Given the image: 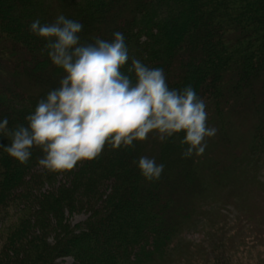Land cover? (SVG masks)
<instances>
[{"label":"trees","instance_id":"1","mask_svg":"<svg viewBox=\"0 0 264 264\" xmlns=\"http://www.w3.org/2000/svg\"><path fill=\"white\" fill-rule=\"evenodd\" d=\"M58 14L83 25L84 43L122 32L129 55L163 68L170 88L194 87L218 132L201 157L188 159L181 158L179 138L105 148L99 158L60 173L68 183H59L56 195L44 193L42 211L33 199L56 174L42 171L25 179L37 166L39 149L25 165L0 149V209L10 216L4 243L30 245L20 261L0 264H56L65 257L72 264L187 262L197 246L183 235L196 228L208 244L196 264L224 252L232 241L228 228L236 227L218 220L213 204L220 208L224 198L237 195L234 190L244 193L264 164V0H0V118L7 117L10 128L24 124L38 100L58 86L62 71L50 64L41 52L44 41L28 27L34 19L51 23ZM9 143L0 137V145ZM142 155L164 164L158 181L145 182L138 174L132 161ZM109 179L112 186L103 194ZM76 193L96 197L99 208L72 229L63 210H73ZM34 212L39 216L32 227ZM49 217L54 229L47 227ZM30 230L36 231L27 235Z\"/></svg>","mask_w":264,"mask_h":264},{"label":"clouds","instance_id":"2","mask_svg":"<svg viewBox=\"0 0 264 264\" xmlns=\"http://www.w3.org/2000/svg\"><path fill=\"white\" fill-rule=\"evenodd\" d=\"M28 27L44 41L41 52L62 76L24 124L10 128L7 117L0 118V137L10 139L0 149L16 163L27 164L36 148L37 166L60 174L99 158L105 148L131 149L149 138L158 143L179 138L181 158L188 159L201 157L216 136L205 99L191 84L170 88L163 68L130 56L122 32L84 43L83 25L63 14L51 23L34 19ZM132 163L145 182L158 181L165 167L147 155Z\"/></svg>","mask_w":264,"mask_h":264},{"label":"rangeland","instance_id":"3","mask_svg":"<svg viewBox=\"0 0 264 264\" xmlns=\"http://www.w3.org/2000/svg\"><path fill=\"white\" fill-rule=\"evenodd\" d=\"M171 9V13H173L172 9L173 6L171 4L168 5ZM242 132L243 135L245 134V130H248V124L243 121L242 122ZM261 158L264 159V154H259ZM260 168L255 172V175L252 177L251 185L245 187L244 193L240 192L238 193L236 190H234L235 194H237L234 197H228L224 198L226 199L225 202L220 204V208H216L218 205L213 204V210L218 214L217 219L222 220V223L225 221L229 225H233L236 228L232 229L228 228V237L230 235L232 236V241H227L226 249L224 252L221 253H209L206 257V260L204 261V264H264V164L258 165ZM42 172V170L35 166L32 168V170L29 172L28 176L25 178L27 179L29 176H31L33 173H39ZM71 177V176H70ZM55 181L51 184H43L40 194H35L34 206L37 209H40L41 211L44 209V200L45 198V192H52L53 195H56V188L59 185V183L67 182V177H62L59 174L55 175ZM113 180L109 179L105 182L103 188H100V192L102 191L103 194L106 192H109L110 187L112 186ZM233 192V191H232ZM233 192V193H234ZM15 194V193H14ZM14 194L10 195L11 197L14 196ZM75 196V207L72 211L63 210L65 215V221L64 222L72 229L73 226L79 224V226L82 225V223L88 218V216L92 213L91 210L94 208H99V203L96 200V197H90L81 193L74 194ZM87 196V198L85 197ZM15 204H20L19 202H16ZM93 207V208H92ZM92 208V209H91ZM14 212V209H11ZM7 210L6 209H0V252L3 250L4 256L0 255V261L4 262H14L20 261V257H25L26 253L28 252L27 246L30 247L29 243H26L24 247L21 248H9L10 246H7L6 243H4V226L5 223L8 222L9 213L6 215ZM30 222L32 227L35 226L36 218L39 216L38 213L34 212L33 214H30ZM243 218L238 220L239 218ZM245 221V222H244ZM34 223V225H33ZM47 227H51L54 229V221L52 218L49 217ZM52 223V224H51ZM232 226V227H233ZM37 227V226H36ZM79 230V229H78ZM203 229H190L186 230L183 236L190 239V241L195 244L197 247L192 249V254H190V258L186 262V258L179 257L177 258L176 264H196L195 261H197L198 257L196 255H199V251L202 250V247H208L206 236L203 231ZM36 231V230H32ZM32 231H28L27 235L32 233ZM75 232H78L76 229H74ZM205 231V230H204ZM230 234V235H229ZM51 235L48 237V240L51 241ZM151 235V233H150ZM243 240H242V239ZM257 240V241H256ZM54 242V240H53ZM51 243V242H50ZM4 244V245H3ZM94 244V243H93ZM2 245V247H1ZM197 251V252H196ZM18 253L20 255H18ZM134 255H138L139 252L134 250L131 252ZM168 253V251H167ZM195 255V257H194ZM173 257V256H172ZM204 259V258H202ZM185 260V261H182ZM203 261H200L201 264ZM207 261V262H206ZM73 259L71 257H65L56 260V264H72Z\"/></svg>","mask_w":264,"mask_h":264}]
</instances>
